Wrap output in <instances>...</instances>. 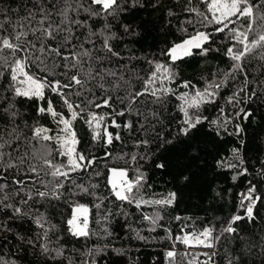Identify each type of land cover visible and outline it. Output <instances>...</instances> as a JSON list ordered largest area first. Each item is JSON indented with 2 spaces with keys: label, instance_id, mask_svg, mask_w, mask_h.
Masks as SVG:
<instances>
[{
  "label": "snow or ice",
  "instance_id": "obj_1",
  "mask_svg": "<svg viewBox=\"0 0 264 264\" xmlns=\"http://www.w3.org/2000/svg\"><path fill=\"white\" fill-rule=\"evenodd\" d=\"M151 6L166 11L169 24L177 20L180 36L161 50L166 60L145 58L149 68L143 75L131 63L139 58L130 49L123 55L112 42L121 38L113 31V22L145 7L142 0H19L15 8H0V212L6 218L0 228L11 231L8 221L16 218L31 220L40 229L38 239L44 241L41 252L52 261L62 258L65 248L59 245L62 235L56 237L58 246L50 248L49 233L66 231L75 239L100 236L91 227L93 207L95 223L106 236L112 235L107 225L113 211L105 206L109 198L119 202L117 214L126 219L129 213L124 205L140 211L149 233L163 230L160 240L169 244L163 252L165 264H218L221 248L226 264H241L243 253L234 257L235 249L229 251L226 241L250 245L251 238L241 234L240 225L255 224L257 208L264 204V192L256 183L248 181L247 189L238 193L236 211L215 218L219 226L212 221L198 224L191 217L167 212L177 205L178 191H151L141 161L172 175L180 186L192 182L193 168L231 172L233 182L249 175L244 137L254 113L264 107V0H198L195 4L194 0L183 4L155 0ZM123 34L139 33L124 23ZM221 35L222 47H213L215 37ZM211 52L222 55L224 67L206 68L203 87L180 79L178 61L200 56L207 63ZM226 89L230 94L224 95ZM172 98L177 101L175 114L167 108ZM25 101L34 115L21 110ZM208 105L217 108L214 119L204 114ZM126 116L130 118L123 119ZM45 118L55 128L42 122ZM77 121L87 127L94 145L103 146V157L80 149ZM205 124L221 140L225 135L236 138L230 158L220 157L214 164L207 161L204 148L194 142L195 133ZM117 141L131 142L134 149L117 157L124 167L107 163L112 156L107 149ZM176 148L187 155L173 163L166 157ZM102 158L106 173L96 170ZM86 173L91 174L87 183L82 175ZM259 174L264 176V168ZM101 177L107 189L104 196L99 195L100 184L92 182ZM212 193L223 198V191L214 186ZM85 197L93 198L91 207L80 202ZM59 204L70 209L60 213L66 229L40 210L55 211ZM144 208L153 211L143 212ZM165 215L171 218L168 222ZM173 221L175 233L169 226ZM129 229L135 239L148 241L141 229L130 225ZM101 251L93 247L82 255L92 257ZM259 251L264 255V237ZM83 264L96 261L85 259Z\"/></svg>",
  "mask_w": 264,
  "mask_h": 264
},
{
  "label": "trees",
  "instance_id": "obj_2",
  "mask_svg": "<svg viewBox=\"0 0 264 264\" xmlns=\"http://www.w3.org/2000/svg\"><path fill=\"white\" fill-rule=\"evenodd\" d=\"M175 3V0H165V3ZM198 0H194V4ZM145 7H137L122 15L117 21L113 22V31L117 33L118 38L112 42L117 46V50L123 55L129 54V49L139 59L133 60L134 64L141 72V75L147 72L149 65L146 63L147 59L166 60V57H161L160 52L162 49L167 48L170 43L180 36L178 32V23L175 18L172 23H168L166 11H161L159 8L153 9L152 4L155 0H142ZM184 0H181V4ZM19 0H0V8L17 7ZM179 11V9H177ZM181 19L185 18V14L181 13ZM194 18V17H192ZM127 23L134 28L138 35H125L123 34V24ZM99 27V25H98ZM192 29L189 27V32ZM223 36H216V43L213 47H222L221 41ZM224 58L220 53L211 52L205 59L200 56H193L178 61L176 67L180 72V79H189L196 83L199 87H203L202 76H208L206 68H215L216 65L224 67L221 61ZM256 67V62L253 61V68ZM255 74V73H254ZM3 83V81H0ZM139 86V85H137ZM175 86V85H173ZM183 91V89H181ZM230 94V90H224V95ZM22 111L26 112L29 116L34 115L32 109L28 107V102L25 101ZM177 101L172 98L167 104L169 112L175 114V104ZM220 105L224 104L223 97L218 102ZM204 114L210 119H214L217 115V108L213 105L206 106ZM124 117L123 119H129ZM32 121L29 120V123ZM49 127L55 128L50 119L45 118L42 121ZM175 127V125H172ZM78 134L81 138L80 149L89 152L90 154L98 157H103L105 149L102 145H94L91 141V136L87 127L82 121H77L75 125ZM247 135L244 137L246 143L244 146L243 155L246 161L245 166L249 169V175L240 177L236 182L231 180V172H221L214 168H193L194 175L190 184L180 186L173 180L172 175H163L158 170H155L151 162H143V168L148 173L149 183L153 186L151 191L157 193H166L170 190L178 191L179 201L174 209H168L172 216L180 214L182 216L191 217L198 224H203L207 221H212L218 224L215 220L216 217L227 218L234 211L238 205V193L243 192L248 187V181H252L258 185L260 192H264V176L259 174V170L264 168V107L260 108L254 113V122L247 125ZM116 131V130H112ZM125 135H127L125 133ZM201 144L204 148V155L210 164H214L215 159L220 157H229L231 148L236 146L238 141L235 137L227 135L221 140L216 137L214 133L208 131V125L201 126L200 130L195 133V141ZM206 146V147H205ZM107 151L112 153V156L107 159L109 166L124 167L123 160H118L117 157L124 153H131L134 151L131 142L122 144L121 142H114L109 146ZM187 155L186 152H181L179 148L172 149L167 154V159L177 161L182 160ZM105 160H99V167L96 170H101L106 173L103 168ZM84 177L83 182L87 183L90 173L82 174ZM215 176V179L213 177ZM79 180V177H77ZM93 183H99V195L104 196L107 194L105 187V178H96L92 180ZM215 187L217 191H223V198L214 197V193L210 195L211 188ZM82 203H89L90 207L93 203L92 197H85L81 199ZM119 202H113L112 198L105 200V206L113 211V216L107 227L112 233L106 236L102 230L101 225L95 223L96 209L93 207V220L91 227L94 230L100 231V236H91L89 238L75 239L69 236L66 231L64 232H51L49 233V247L58 246L56 237L62 235L59 245L65 248L64 256L57 261H52L45 254L41 252L39 245L43 240L38 239L37 233L40 229L36 227L31 220L24 218H16L14 221H8V227L11 231H5L0 228V264H83L85 259L95 260L96 264H165L163 258L164 249L169 247V244L160 240L164 235L162 229H158L154 233L146 231L147 223L142 220L141 212L137 211L134 206L124 205L125 210L129 213L127 219L122 214H117ZM41 211L46 212L52 223L60 226L61 229H66V224L63 223V218L60 213H68L65 205L59 204L55 211L52 209L41 208ZM143 212H152L151 208H144ZM257 221L255 224L244 222L240 225L241 234L250 239L249 244L238 245L235 242L228 243L227 248L229 251L235 249L232 255L235 257L241 255V264H264V255L260 254L259 245L261 237H264V204H260L257 208ZM5 216L0 212V224L5 222ZM171 218L165 215V222ZM131 228L141 229V234L147 236V242L135 239V233L130 231ZM169 226L172 227L173 232L177 231L176 223L173 221ZM152 237H156L152 240ZM32 240L34 244L28 243ZM97 247L102 251L95 256L86 257L82 253L87 252L89 248ZM180 251H183V246H177ZM117 249H123L121 254H117ZM224 248H221V256L217 257L218 264H226V260L221 257L224 256Z\"/></svg>",
  "mask_w": 264,
  "mask_h": 264
}]
</instances>
